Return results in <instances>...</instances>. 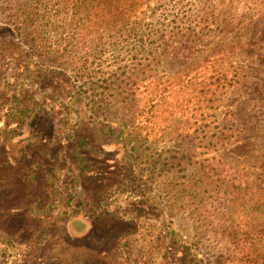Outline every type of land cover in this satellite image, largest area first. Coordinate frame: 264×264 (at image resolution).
I'll return each mask as SVG.
<instances>
[{"label":"rangeland","instance_id":"1","mask_svg":"<svg viewBox=\"0 0 264 264\" xmlns=\"http://www.w3.org/2000/svg\"><path fill=\"white\" fill-rule=\"evenodd\" d=\"M100 1L0 0V264H264V4L128 54L161 0Z\"/></svg>","mask_w":264,"mask_h":264},{"label":"trees","instance_id":"2","mask_svg":"<svg viewBox=\"0 0 264 264\" xmlns=\"http://www.w3.org/2000/svg\"><path fill=\"white\" fill-rule=\"evenodd\" d=\"M82 3L88 0H81ZM94 2L96 0H93ZM122 0H115L118 6ZM131 4L138 3L137 0H128ZM174 5L175 10L168 12L165 2H161L153 8V13H157V18L155 22H150V24L143 26L140 21H126L128 14L122 10L121 7L111 9L110 15L103 16V23L106 19L108 21L111 19L116 21V25L113 27H118V22H130L131 24V34L132 40L126 43L128 54H160L162 49L168 47L172 44H177L180 50L184 51L188 47L184 41H167L166 34L164 32H170V36H180L184 38H196L203 37L206 35H211L223 32L225 30H233L242 26L247 20H249L254 12V10L264 4V0H168ZM92 2V1H90ZM113 0H101V4L111 5ZM159 13V14H158ZM125 14V17L123 15ZM171 17V18H170ZM110 20V21H111ZM110 24V22L108 23ZM158 27V28H156ZM160 27V28H159ZM165 29V30H164ZM120 32V29L118 30ZM199 40V39H198ZM195 41V49L200 45V41ZM249 47L256 48L255 43L248 44ZM41 47V46H40ZM38 46V48H40ZM44 49L46 45L42 46ZM222 51V52H221ZM224 51V52H223ZM218 54H228L226 50L220 49ZM243 72L234 71L233 73L216 70L209 78L207 84L212 88L213 99L218 100L219 89H227L231 86H236L239 84H244L247 82L244 80ZM258 88V87H257ZM256 88V89H257ZM202 90V89H201ZM204 90V89H203ZM209 90L206 91V93ZM156 105V104H155ZM236 131V130H234ZM237 136L236 132H231L227 139H232ZM222 139H225L222 137ZM250 186L246 184V188L243 189V195H255L261 201H264V185H260L257 192H251ZM254 193V194H253ZM254 197V196H253Z\"/></svg>","mask_w":264,"mask_h":264}]
</instances>
